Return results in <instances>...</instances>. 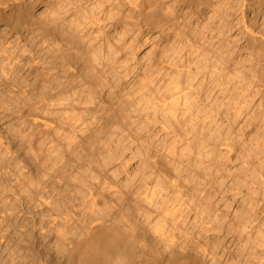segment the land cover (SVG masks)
<instances>
[{"label": "rangeland", "instance_id": "1", "mask_svg": "<svg viewBox=\"0 0 264 264\" xmlns=\"http://www.w3.org/2000/svg\"><path fill=\"white\" fill-rule=\"evenodd\" d=\"M5 1L0 0V15L3 16L0 21V263L58 264L59 258L54 255L52 247L55 237H48L44 229L49 223L51 202L56 206V214L66 205L76 208L77 204H81L84 210L93 196V200L106 198L97 202V208L104 206L101 202H117L121 195L119 192L127 189L128 179L134 174L136 179L142 175L138 172L140 168H145L147 172L149 168L151 171L154 169L152 172L155 173L151 176L159 174L161 177H157L164 181L167 177L160 173L158 166L166 159L165 147L169 150L172 147L174 155H182L178 147H182L184 140L188 139L194 151L189 156L191 161L182 155L178 174L183 178L192 177L191 184L194 182V186H191V192L197 194L200 190L201 194L205 193L208 206L205 212L196 209L187 214L186 228L195 236L188 244L194 247L210 245L219 264H235L237 261L240 264H264V2L258 9L256 0H162L158 6L162 7V20L166 23L146 25L137 18L123 19L115 10L109 12V0L99 8L103 11L102 14L100 12V21L93 25L86 21L82 30L78 28L77 38L69 32L68 26L77 20L79 13L71 15L66 12L68 7L63 8L62 0ZM74 1L79 8H90L96 2ZM50 9H55L54 15L49 14ZM58 10L59 13H56ZM257 11L260 12L258 16ZM80 18L84 20V17ZM50 36L52 39H49ZM74 42L82 49L93 44L94 48L102 51L98 60L91 56V62L97 68H101L106 56L112 57V64L109 63L111 69L104 72V80L101 78L94 91L90 80H86L80 68H76L77 64L73 63L72 58L79 54L72 45ZM56 52L62 53L60 57ZM202 52L206 53L214 71L208 67L212 73L198 76L194 83L198 92L195 104L199 110L195 125L187 119V115H184L186 125L183 120L179 126L173 122L171 126L176 127V131L171 126L162 125L158 102H152V106L157 107L154 114L157 120L153 123L148 121L146 128L133 126L135 123L125 126L114 121L109 123L111 110L108 104L114 101L115 95L122 96L140 85L144 96L155 101L159 96L157 87L163 79L177 74L181 80L185 79L187 70L193 68L192 60ZM58 59L63 62L69 59L63 68L66 74L75 78V82L67 83L71 79H63L66 74L64 76L61 72L63 62ZM51 61L53 72L62 73L57 82L58 86L60 84L65 88L63 96H70H64L69 101L68 105L54 107L55 122L50 125L49 103L45 97L51 85L42 77L48 74ZM148 64L152 69L147 68ZM226 72H229L230 78L228 76V80L220 84V77L223 79ZM80 86L81 89L78 88ZM73 107V112L79 113L78 123L70 112ZM85 108L91 109V113L85 112ZM151 112L152 108L149 110L152 118ZM143 114L140 112L136 119L141 117L140 120H144ZM100 123L104 125L100 126ZM197 150L202 154H198ZM205 151L209 154L203 155ZM154 161L156 164L152 165ZM147 164L149 166L144 167ZM200 172L204 173V182L194 175ZM164 182L157 187L160 189L156 195L159 203L173 195V187ZM112 184H118L121 189L112 187ZM152 184L154 182L148 186ZM113 192L116 195L113 196ZM244 217H248L249 222L233 231ZM217 218L224 220L222 229L216 230L213 226L208 230L211 221L213 223ZM58 220H63L62 216ZM167 228L169 231L171 227ZM240 242L244 243L242 248ZM197 255L203 263L212 264L211 256L206 252L202 254L200 251Z\"/></svg>", "mask_w": 264, "mask_h": 264}, {"label": "bare ground", "instance_id": "2", "mask_svg": "<svg viewBox=\"0 0 264 264\" xmlns=\"http://www.w3.org/2000/svg\"><path fill=\"white\" fill-rule=\"evenodd\" d=\"M93 1H95V0H93ZM160 1H162V0H111L110 2H109V0H96V2L95 3L93 2V4L91 5L90 8H89V6H88V8L87 7H84V8H81L80 7L79 8V6H77V4H76V2L74 0H62L61 2H62V4L64 3L63 8L65 6L68 7L66 9V12H69L70 14L71 13L72 14L79 13L78 18L76 17L77 20H75V22L72 21L71 22V26L70 25L68 26L69 27V30H70L69 32H72V34H74V36L78 38L79 35L77 34L78 33L77 30H78L79 27L82 30V28H84L85 25H86L85 24L86 21L89 22V24L91 23V25H93L94 22L100 21V17H101L100 12H101V9H99V8L102 7V6H104L107 2H109V9H110L108 11L109 12H111V11L113 12L115 10V12L120 13V15H121V17L123 19H133V18H137V19H140L141 21H143V23L146 24V25H150L152 23H155L156 25L157 24H161L162 22L164 23L165 20H162V19H164V13L162 12V7L160 8L158 6V3ZM256 1H257V4H256L257 5V8L259 9L260 8V5H263L264 0H256ZM77 2H78V0H77ZM7 4L8 3H5V5H7ZM88 5H90V4H88ZM51 6L54 7L52 4H51ZM84 6H85V3H84ZM121 6H123L122 9H120ZM60 7H62V6H60ZM63 8H61V10ZM195 9H197V7ZM54 10L55 9H52L51 12L49 11V14L50 15H52V14L54 15V13H55ZM256 10L257 9H255V11ZM258 12L259 11H257V16L260 13V12L259 13ZM56 13H59V10ZM102 13H103V11L101 12V14ZM110 14L111 13H108V15H110ZM55 15H57V14H55ZM58 15H60V14H58ZM2 17L3 16L0 15V21H1ZM49 17H51V16H49ZM80 17H82V18L84 17V20L81 19ZM52 19H54V18H51V20ZM64 20H65V18H64ZM62 22L63 21L61 20V23ZM49 23H51V22H49ZM46 24H48V23L46 22ZM62 24H64V23H62ZM166 25H168V24H166ZM169 25H168V27L170 28L171 25L170 26ZM60 26H62V25L60 24ZM64 27H66V26H64ZM52 30H54V29H52ZM52 30H51V32H52ZM61 30H63V29H61ZM86 31H88V30H86ZM53 34H54V31H53ZM64 35H66V34H64ZM64 35H63V37H64ZM83 35H85V34H83ZM85 36H87V35H85ZM75 37H74V39H75ZM50 38H51V36L49 37V39ZM69 38L72 39V36L71 37L69 36ZM82 38H85V37H82ZM64 40H66V39L64 38ZM66 41H68V40H66ZM75 41H77V40H75ZM69 43H70V41H69ZM62 44H63V42H62ZM62 44H60V45H62ZM65 45H68V44H65ZM72 45L77 50V53H79L78 56L77 55L74 56L72 54L74 56L72 58L73 59V63L74 64H77L76 65V68L79 67L80 70H81V72H83L84 78L86 80L87 79L90 80V82L92 83V85L90 83V85L92 86L91 89H93V91H94V89H96L97 85H100L101 78H102V75H104V72H106L108 69H111V67L109 66V63H110V58L112 59V57H108V56L105 55L107 58L105 60H104V58L102 59V60H104V62L102 63L101 68H97V65L95 66V65L92 64V62H91V56H93V59L94 60H96V59L98 60V57L102 53V51L100 49H98V47H95L94 48L93 47L94 45L91 44L88 47H85V48L82 49V46L80 47V45L79 44H76L75 42L72 43ZM100 45H101V43H100ZM100 45H98V46H100ZM73 47H72V49H73ZM61 49H63V48H61ZM54 51H55V49H54ZM58 51H60V50H58ZM63 51H64V49H63ZM110 52H111V50H110ZM56 53H58V52H56ZM113 53H115V52H113ZM61 54H59V57H60ZM103 55H104V53H103ZM65 57H67V56H64V58ZM55 58H56V56H55ZM60 59H62V57ZM60 59H58V60H60ZM52 60L54 61V58ZM62 60H60V61H62ZM94 60H93V62H94ZM68 61H69V59H68ZM67 62L64 61L63 64H61V67H62L63 71L61 69L60 70H61V72H63V75H64V73L66 74V69L63 68V67H64V64L67 63ZM208 62L209 61H208V58H207L206 53H204V52L198 53L194 57V60H192L193 68L187 70L185 79L181 80L179 74L166 76L163 79L162 83H160L158 85V87H157L159 96H158L157 100H155V101L154 100H151L149 98H146L144 96V94L141 92L142 86H140V85H139V87L136 86L133 89L131 88V91H127L122 96L115 95L114 96L115 97L114 98V101L109 102V104H108V108H109V110H111V118L109 120L108 119L107 120L109 121V123L114 121V122L118 123L120 126H122L124 124H127V123H129V124L130 123L131 124L135 123L133 126L136 125V126L141 127V128H146L147 125H148V121L150 123H153V122H155L157 120L156 115H154L155 112H157V107L156 106H152V102H154V103L158 102L161 105V110L160 111H161V118L162 119L160 121H161L162 125L171 126L173 124V122H175V123H177V126H179L181 124V121L182 120H183V122L186 125V118L184 117V115H187V119L190 120V121H192L193 122V125H195L196 124L195 123V119L198 116L197 113L199 112V110L197 109V106L195 104L196 103L195 100H196V98H198V92H197V86H194V83L198 80V78H197L198 76L199 77L200 76L203 77L206 74L207 75L208 74H211L214 71V67H213L212 63L209 64ZM50 63H51V64H49L50 67H48L49 68L48 69L49 72H48L47 75H44L43 74L44 77H42V79L45 78L46 81L50 82L49 85H51V88L48 86L50 90L46 93V97H45V99H47V101L49 103V105H48L49 108H47V109H50V111H49V114H50L49 116L50 117L48 118V121H49V124L51 125V124H54V122H55V118L53 117L54 107H56V106H62V107H64V106L68 105V103H67L68 100H67V98L64 97L66 95L68 96V94H65L63 96L62 90H65V88L63 89V86L60 85V84L58 86V82L60 81L58 76L61 77L62 73L60 75V74H57L58 72L60 73V71L53 72L54 64H53L52 61ZM99 64H100V60H99ZM110 64H112V63H110ZM149 64H148L147 68L148 69L149 68L152 69L151 65H149ZM49 65H47V66H49ZM68 67H70V66L68 65ZM208 67H211L212 68V72L209 71V68ZM9 69L11 70V68H9ZM55 69H57V68H55ZM67 70H69V69H67ZM220 70H222V69H220ZM73 71H76V70L73 69ZM219 71H217V73H219ZM1 72H3V71H1ZM72 72H71V74H72ZM43 73H45V72H43ZM225 74H224L223 79H222V77H220V81H219L220 84H222L224 82V80H228V76L230 78L229 72H226ZM1 75H3V73ZM4 75H6L5 72H4ZM108 75H110V74H108ZM143 75H144V73H143ZM10 76H11V74H10ZM71 77L72 76H70V74L67 73L66 76H65V78H63V79H67V78L71 79L67 83H71V82L73 83V82H75L73 80L75 78L74 77L71 78ZM106 78H107V76H106ZM77 79H78V77H77ZM57 80H59V81L57 82ZM107 80H109V79H107ZM5 81H6V79H5ZM159 81H160V79H159ZM60 83L63 84V85H65L63 82H60ZM197 83H200V82H197ZM134 84H132V85H134ZM102 85L104 86V83H102ZM106 85H107V83H106ZM78 88L81 89V86L78 87ZM91 89H90V91H91ZM16 90H18V89H16ZM25 90H27V89H25ZM110 90H113V89H110ZM96 91L97 90H95V92ZM82 92H84V91H82ZM64 93H66V92H64ZM73 95H74V93H73ZM69 96H68V98H69ZM71 96H72V94H71ZM70 107H71V105H70ZM66 108H63V109L66 110ZM74 108L75 107L71 108L72 111H70V112H72V115H73L72 118H74L75 119V122L78 123L77 120H79V122H80L79 113L78 112L77 113L76 112H73V111H75ZM150 108L153 109V112H151L153 114V117L152 118H151L150 113H149ZM84 111L87 112V113H89L91 111V109L85 108ZM140 112H143L144 113L143 114V119L144 120H140L141 117L140 118L138 117V119H136V117L138 116V114H140ZM108 113H109V111H108ZM59 114H60V112H59ZM54 115H55V113H54ZM82 116H83V114H82ZM178 116H180L181 119L178 118ZM42 117L45 118V116H42ZM82 118H81V120H82ZM38 120H41V119H38ZM45 120H47V119H45ZM171 120H172V122H171ZM84 122H86V121H84ZM107 122H106V124H107ZM170 122H171V124H170ZM139 124H141V126ZM46 125L48 126V124H46ZM71 125L72 124H70V126ZM78 125L81 126L82 125V122H81V125H80V123ZM102 125H104V124L102 123ZM102 125L100 123V126H102ZM79 126H77V127L79 128ZM48 127H50V126H48ZM171 128L174 131H176L174 129L176 127L171 126ZM75 129H77V128L75 127ZM97 129H98V127H97ZM88 134H90V133H88ZM34 136H37V134L36 135L34 134ZM53 136L51 138H53ZM70 139H71V137H70ZM68 140L69 139H67L65 141H68ZM71 141H73V140H71ZM184 141H185V143L183 144V146L182 147H178L179 148V153L180 154L182 153V155H185L186 156L185 157L186 159H189V156L191 155V152L194 151V149H193L192 145L190 144L191 143V140H188L187 139V140H184ZM34 142L36 143V141H34ZM120 143H121V141H120ZM122 143H123V141H122ZM68 144H69V142H68ZM164 151H166V153H167L165 155V158L166 159L164 158L165 161L162 162V163H160L158 167L160 168V171H161L160 173H162L163 175H165L167 177V179L164 180V181H166V183L164 181H161L160 178L157 177V175H159V174H157V175L155 174L154 176H151V175H153L155 173V172H152L154 169L151 171V169L149 168L150 171L147 172L145 170V168L143 170H141V168H140L141 171L138 170V172H140L142 175L141 176H138L139 177L138 178L139 179V182L137 183V180L138 179H136V174L132 175L128 179L129 181L127 182V184L125 185V188H127V189L122 190L121 192H119L121 195L118 198V201L117 202H114V203H112L113 201L112 202L110 201L113 205H110L111 203H108L109 201H107V203L106 202H101V203H103L104 206L97 208L98 205H99V204H97V202L100 201L101 199L99 198L100 200H98L97 198H95L93 200V198H94V196H93L92 197V201L89 200L90 202H89L88 205H86L84 207V210H83V207H81V204H77L76 208L73 207L74 205H72V206L71 205H66V207L64 206V208H61L62 210L60 209V212L58 211L57 214H56V212H55L56 206H53L52 205L54 203H52V202H51L52 204L50 203L51 206H49V208H48V210H49V214L48 215L50 216V219L48 220L49 223L47 222L48 223L47 228L45 227L44 229L47 230V232L46 231L45 232L48 233L47 234L48 237H52V236H53V238L55 237V240L53 241V246L52 247L54 248L53 249L54 255L57 258H59V260H60V261L58 260V264H205V263H203V261H200L199 260V257L197 255L200 251H201L202 254H204L206 252L207 255H210L211 256L212 264H219L216 261V258H215L214 252H213L214 249L212 250V248H211L210 245H209V247H202V246H200V245L197 244L199 246V248H198V246L197 247L196 246L194 247V246H190L188 244L189 241H193L195 239V236H194V233H192L191 231L188 230V228H186L187 225H186V220L185 219H186L187 214L189 212L194 211L196 209L199 212H205L206 210H208V206L206 204L207 195L205 193L201 194V191L200 190H197V194L194 193V192L192 193L191 190H193V188H191V186H194V184H193L194 182L191 184V182L193 181L192 177H185V178H183V176H181V174H178V173H180V167H179V165H180V163H182V161H181L182 155H178V154L177 155H174L173 154L174 149L172 147H171L170 150L167 149V147H165ZM167 151H170V152H167ZM197 152H198V154H202V153H200L199 150H197ZM206 154H209V152L208 151L203 152V155H206ZM46 155H47V153H46ZM169 155H172V157H169ZM37 158H38V156H37ZM189 160L191 161V159H189ZM154 164H156V161H154L152 165H154ZM194 164H195V162H194ZM190 165L192 166V164H190ZM148 166L149 165L147 164L144 167L147 168ZM173 172H177V174H173ZM194 175H196L198 179H200L202 182H204L205 179H204V177H202L204 175V173H201L200 172V173H196ZM159 176L161 177V175H159ZM84 178H86V177H84ZM163 178H165V177H163ZM33 182H35V181H33ZM150 182H154V185L152 184V186L149 187L148 184ZM162 182H164L166 185L167 184H170V186L173 187V190H172V194L173 195L169 199H166L165 201L159 203L156 200V195L158 194V192H160V189L158 190L157 187H159V184L162 183ZM76 184H79V183H76ZM109 184H111V182ZM36 185H37V182H36ZM103 185H104V183H103ZM119 185H121V184H119ZM106 186L108 187V185H106ZM114 186L115 185H113L112 187H114ZM117 186H118V184H117ZM117 186H115V187H117ZM123 186L121 185V187H123ZM141 186H142V188H141ZM43 187H44V185H43ZM92 188H90V189H92ZM110 188H111V186H110ZM117 188H119V187H117ZM90 189L88 190L89 192H90ZM119 189H121V188H119ZM104 190H106V189H104ZM27 191H25V192H27ZM108 191H109V188H108ZM95 192L97 193V191H95ZM28 193H30V192H28ZM28 193H27V195H28ZM96 193H95V195H96ZM116 193H117V191H116ZM101 194H103V192ZM114 194L115 193L113 192V196H114ZM54 195H56V194H54ZM92 195H94V194H92ZM107 195H109V194H107ZM132 195H136V196L134 197ZM100 196H98V197H100ZM102 196H104V194ZM69 199L71 200L72 198H69ZM104 199L106 200V198L103 197L102 200L104 201ZM108 199H109V197L107 198V200ZM43 200H46V199H43ZM78 201H79V199H78ZM67 202L66 203L64 202V203L65 204H68ZM190 202H192L193 204H190ZM70 203H72V202H70ZM75 205H76V203H75ZM78 205H80V207ZM96 205H97V207H96ZM57 209H58V207H57ZM38 211H39V209H38ZM19 212H21V211H19ZM60 216H62V219H63L61 221L58 220V217L60 218ZM203 216L205 217L206 216V213ZM204 217H202V219H204ZM214 220L215 221L213 223L211 221V224H210L208 230L212 229L213 226L216 227V230H221L222 229V226H223V221L224 220L223 221L222 220H219V218L214 219ZM247 222H249L248 221V217L242 218L241 221H240V223H239V226H237L236 229L233 230V231L239 230V228L241 226H244V224L247 223ZM193 224H194V222H193ZM193 224L191 226H193ZM169 226L171 228H170L169 231H167L166 229H168L167 227H169ZM40 230H42V229H40ZM30 235H32V234H30ZM185 241H187V242H185ZM243 245H244V243H241L240 244V247L242 248ZM43 246H45V245H43ZM47 247H49V246H47ZM45 251H47V250H45ZM45 257L48 258V256H46V255H45ZM0 262H2V261H0ZM5 262L7 263V261H5ZM32 262H34V261H32ZM238 262L239 261H237V263ZM14 263H16V262H14ZM237 263H235V264H237ZM238 264H240V263H238ZM242 264H245V263H242Z\"/></svg>", "mask_w": 264, "mask_h": 264}]
</instances>
